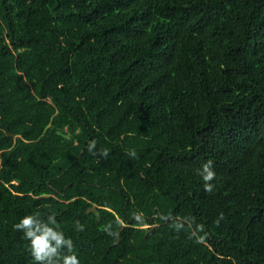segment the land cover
<instances>
[{
    "label": "trees",
    "instance_id": "obj_1",
    "mask_svg": "<svg viewBox=\"0 0 264 264\" xmlns=\"http://www.w3.org/2000/svg\"><path fill=\"white\" fill-rule=\"evenodd\" d=\"M29 215L80 264H264V0H0V264Z\"/></svg>",
    "mask_w": 264,
    "mask_h": 264
},
{
    "label": "clouds",
    "instance_id": "obj_2",
    "mask_svg": "<svg viewBox=\"0 0 264 264\" xmlns=\"http://www.w3.org/2000/svg\"><path fill=\"white\" fill-rule=\"evenodd\" d=\"M211 161L203 165L200 175L205 181V190L213 191V185L209 183L215 178V172L211 169ZM49 224H56L55 217L49 216L48 223L38 219L36 216H25L14 228L24 232V238L30 241L31 255L35 264H80L75 254L65 255V246L69 253L73 252V241L65 238L62 231L50 227ZM78 230L83 231L84 226L77 222ZM57 228L59 225L56 226ZM202 230V226H201ZM53 241L55 244H53Z\"/></svg>",
    "mask_w": 264,
    "mask_h": 264
},
{
    "label": "water",
    "instance_id": "obj_3",
    "mask_svg": "<svg viewBox=\"0 0 264 264\" xmlns=\"http://www.w3.org/2000/svg\"><path fill=\"white\" fill-rule=\"evenodd\" d=\"M94 212H96L95 208L90 210L88 213H94ZM122 231H123V228L120 230L119 234L117 235V245L120 244V236H121Z\"/></svg>",
    "mask_w": 264,
    "mask_h": 264
}]
</instances>
